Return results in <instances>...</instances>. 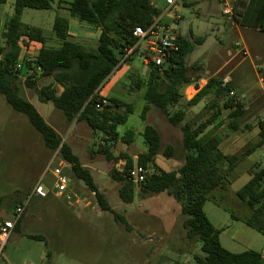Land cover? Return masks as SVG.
<instances>
[{
    "label": "rangeland",
    "instance_id": "374dc122",
    "mask_svg": "<svg viewBox=\"0 0 264 264\" xmlns=\"http://www.w3.org/2000/svg\"><path fill=\"white\" fill-rule=\"evenodd\" d=\"M151 1L161 10L160 18L168 23L170 31L186 36L193 44L195 50L186 58L189 75H198L206 81L219 77L236 85L235 95L246 110L240 120V130L232 132L229 129L228 112L223 110L210 128L219 125L215 133L223 139L219 148L224 154H235L243 159L225 177L228 189L212 191L204 211L211 224L220 231L219 239L225 249L232 253L255 250L264 256V234L242 221L251 215L252 210L236 194L250 180L251 171L264 165V145L251 149L249 155L247 153L260 140L258 123L264 120V52L244 58L242 40L228 38L225 31L226 23L230 28L233 26L223 15L220 0H199L196 5L190 4V0H179L167 11L163 0ZM14 2L5 0L0 6V48L6 47L3 33L14 14ZM185 2L188 5H184ZM57 14L69 20L72 31L76 22L77 33L85 31L92 35L87 38L74 33L72 39L90 48L96 46L95 29L91 30L83 25L85 23L71 17L65 7L58 9L57 4L51 9L25 8L21 15L22 28L40 30L48 38L47 45L57 47L52 36ZM231 32L234 33L233 29ZM199 38H203V43L198 41ZM236 42L238 47L231 46ZM40 47V44H32L27 57L33 59ZM147 56L149 51L144 42L137 52L128 55V62H124L115 74L117 96L135 107L134 113L118 131L124 134L133 130L136 135L133 143L118 141L111 150L117 158L121 154L131 157L135 165L138 155L146 149L142 132L145 126H154L161 135L162 145L147 173L174 171L186 159L180 126H172L165 113L153 106L143 121L140 115L146 104V87L136 89L130 78L148 79ZM51 82L46 78L39 80L38 84L44 86ZM165 85L166 82L162 84ZM21 88V97L29 100L46 122L58 131L62 141L90 170L109 206L124 216L126 223L117 221L113 213L102 211L95 194L76 178L59 153L54 154L45 147L42 136L27 117L13 110L0 94V221L16 222V209L23 208L2 251L0 264H196L195 256L203 255L202 244L186 237L180 204L165 192L144 193L141 184H134V201L124 202L119 195L121 184L113 179L111 170L122 171L125 159L118 163L107 160L98 152L99 145L103 144L100 134L91 131L84 122L69 123L51 103L40 102L35 90L25 85ZM184 95L187 100L186 89ZM212 99L208 97L197 107L187 109L185 121L197 119L204 122L211 118L214 111L204 109ZM169 111L174 113L177 109L169 108ZM167 147L172 149L170 156ZM59 166L70 180L69 201L55 193L52 171ZM42 178L47 198L31 196L34 186ZM261 222L264 224V217Z\"/></svg>",
    "mask_w": 264,
    "mask_h": 264
},
{
    "label": "trees",
    "instance_id": "16d2710c",
    "mask_svg": "<svg viewBox=\"0 0 264 264\" xmlns=\"http://www.w3.org/2000/svg\"><path fill=\"white\" fill-rule=\"evenodd\" d=\"M197 4L199 0H190ZM5 0H0V6ZM241 11L234 15V21L241 27L258 29L264 32V0H237ZM57 4L58 9L66 8L71 17L80 23H85L100 31L98 44L90 48L81 42H73L70 37V22L66 17L57 14L52 36L58 43L57 47L47 45L48 38L40 30L23 27L21 15L25 8L51 9ZM188 5V3H184ZM161 16L151 0H15L14 14L7 22L3 33L6 47L0 48V94L16 112L27 117L29 123L42 136L46 148L52 153H59L62 160L71 167L76 178L95 194L102 211L114 214L117 221L126 223L124 216L116 213L101 193L90 170L82 165L72 148L62 141L58 132L49 125L34 105L21 97V86L35 90L42 103H51L60 110L67 121L84 122L94 133L100 134L103 144L98 152L107 160L125 159L124 169L111 170L114 180L121 184L119 195L126 203H132L135 198V185L129 179V172L134 163L131 157L121 154L115 157L112 148L118 141L131 144L136 133L133 130L121 134L119 126L126 124L135 111L133 103L107 98L108 104L101 109L96 108L101 87L110 77L128 62L127 51L139 42L134 36L135 28L149 29ZM198 41H203L199 38ZM41 45L33 59L27 57L31 45ZM203 43V42H202ZM201 43V44H202ZM179 51L159 67L150 65L147 80L132 77L136 89L146 87L141 118L146 121L151 107L162 110L169 123L180 126L183 146L186 150L184 164L174 171H160L146 174L141 189L144 193L165 192L174 198L181 207L182 226L188 239L201 242L203 255L195 256L196 264H264L262 253L247 250L232 253L225 249L219 239L220 231L209 221L205 211V203L210 200V193L216 189L227 190L226 176L233 171L243 159L238 155L224 154L219 146L223 139L210 127L221 116L222 110L228 112L229 129L232 132L240 130V120L245 116L244 105L237 95L230 96L236 90L233 81L219 77H211L207 83L190 100H186L184 90L201 77L189 75L186 58L195 50L186 36H178ZM139 46L133 51L137 52ZM25 52V54L23 53ZM18 61L25 62L21 72L15 71ZM34 70L35 75L28 71ZM264 75V70L262 71ZM19 74L26 77L22 81ZM51 79L48 85L40 86L39 80ZM166 82L163 87L162 84ZM59 88L62 89L59 92ZM212 97L204 110L214 111L211 118L204 122L197 119L185 121L187 109L197 107L204 99ZM92 99L93 102L90 100ZM169 108L177 109L170 113ZM260 140L251 149L264 145V120L259 121ZM145 151L137 157V163L146 170L155 163L161 149V135L154 127L147 125L143 132ZM167 155L172 154L167 147ZM251 150V151H250ZM250 180L237 192V196L251 208L252 213L242 221L250 228L264 234V165L251 171ZM236 219H239L235 217ZM39 238L38 236H30Z\"/></svg>",
    "mask_w": 264,
    "mask_h": 264
},
{
    "label": "built area",
    "instance_id": "2783aa9c",
    "mask_svg": "<svg viewBox=\"0 0 264 264\" xmlns=\"http://www.w3.org/2000/svg\"><path fill=\"white\" fill-rule=\"evenodd\" d=\"M179 0H163L165 3L167 10L173 8ZM237 0H220V4L222 6L223 15L230 21H234V10L235 4ZM155 6V4H154ZM134 36L138 38L139 42L136 44L134 48H131L127 51V57L129 54L134 52L133 50L140 46L145 42L146 47L149 51V56L145 58V65L149 68L150 65H154L159 67L161 70V66L171 57V55L175 54L179 51L178 45V36L176 33H172L170 31V27L168 23L164 22L161 18H159L149 29L145 30L143 28L137 27L133 32ZM25 68L24 61H18L15 64V71L21 72ZM30 75H35L34 70L28 71ZM19 77L22 79H26L25 76L19 74ZM264 82V79H262ZM227 81H224L226 83ZM231 96L235 95L234 92L230 93ZM92 102L93 100L90 99ZM109 102L106 98H98L95 105L96 108L101 109L103 106L107 105ZM147 170L136 163L133 168L129 172V179L135 184H141L144 182L146 178ZM52 175L54 177V189L57 196L65 197L66 200H71L70 193V180L67 175L64 173L63 167H56L52 171ZM44 178V177H43ZM43 178L36 183L34 186L31 196H36L39 198H47L48 192L46 191L43 185ZM23 212V208L17 207L16 209V222L20 218ZM16 222L12 221H0V257L2 251L6 244L8 243L9 238L11 237L13 231L16 227Z\"/></svg>",
    "mask_w": 264,
    "mask_h": 264
},
{
    "label": "crops",
    "instance_id": "0c3cea01",
    "mask_svg": "<svg viewBox=\"0 0 264 264\" xmlns=\"http://www.w3.org/2000/svg\"><path fill=\"white\" fill-rule=\"evenodd\" d=\"M7 1V0H6ZM221 5V4H220ZM211 9V8H210ZM241 11V7L237 6V3L235 4V10H234V15L238 12ZM214 13V12H213ZM230 21V20H229ZM82 24V23H81ZM232 24V28L227 26V23L224 25L225 27V31L228 35V38L230 39H237L240 38L244 44L243 46V55L244 58L245 57H249L251 54L256 53L261 55L264 52V32L259 31L258 29H252V28H248V27H241L239 26L235 21H231ZM78 24L75 22V24L73 25L74 31H72L70 29V37L69 40L73 41V42H78L75 39H72V35H77L79 37H87V38H92V35L87 34L85 31H81L80 33L76 32V26ZM86 27L92 29H95L92 26H88L87 24H83ZM231 29H233V34L231 32ZM100 35V31L98 29H95L94 31V37H97V41ZM207 40V39H206ZM206 40L204 41V43L206 42ZM223 42V41H222ZM98 44V42H97ZM96 44V45H97ZM238 42H236L234 45H231L233 47H238ZM41 48V47H40ZM39 51V49H38ZM242 52H237V54L242 53ZM230 54V52H229ZM125 64V63H124ZM228 63L225 64V66H227ZM125 66V65H124ZM263 67V66H262ZM117 73V71L110 77V79L108 81H106V83L101 87L100 91H99V95L103 98H117V99H121L122 98L118 97L117 94L118 93V89L116 88V81H115V74ZM263 82V81H262ZM203 83V84H202ZM207 83L206 80H199L197 83L190 85L186 88V95L187 98L190 100L192 99L197 92ZM119 87V85H117ZM60 90L62 91V89L60 88ZM191 91V93H190ZM145 94V93H144ZM187 99V100H188ZM29 101V100H28ZM125 101V100H124ZM43 117V116H42ZM54 128V127H53ZM56 130V129H55ZM58 132V131H57ZM59 134V133H58ZM60 135V134H59ZM46 147V146H45ZM69 166V165H68ZM264 257V256H263Z\"/></svg>",
    "mask_w": 264,
    "mask_h": 264
}]
</instances>
